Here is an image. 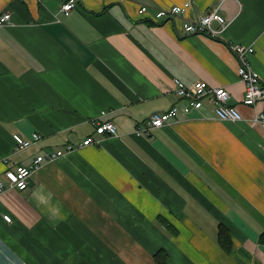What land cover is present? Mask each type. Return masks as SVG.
<instances>
[{"label": "crops", "instance_id": "obj_1", "mask_svg": "<svg viewBox=\"0 0 264 264\" xmlns=\"http://www.w3.org/2000/svg\"><path fill=\"white\" fill-rule=\"evenodd\" d=\"M64 1L0 0L12 13L0 23V176L41 150L96 142L0 193V264H264V103H242L230 46H256L264 83V0H78L68 12ZM187 2L179 19L138 11ZM216 8L228 19L219 37L182 29ZM175 79L226 87L245 119H219L206 99L136 135L178 100ZM106 119L119 135L98 131ZM34 132L40 142L18 150L14 135Z\"/></svg>", "mask_w": 264, "mask_h": 264}, {"label": "built area", "instance_id": "obj_2", "mask_svg": "<svg viewBox=\"0 0 264 264\" xmlns=\"http://www.w3.org/2000/svg\"><path fill=\"white\" fill-rule=\"evenodd\" d=\"M78 4V0H66L63 2L61 9L70 11ZM190 3L183 5H171L161 8L157 13L152 14L147 5H141L140 14H149L152 19L158 20L162 17L171 19H179L185 15ZM12 18L10 10H6L0 14V23H9ZM218 23V27L215 26ZM228 24V19L218 10L211 9L206 11L199 17L186 21L182 25V29L189 33H203L212 37H219ZM235 55L239 60L238 74L242 81L245 82L246 91L242 99V103L247 106H255L257 103H264V83L261 74L252 66L250 55L256 51V46L241 42H231ZM263 59H264V49ZM176 95L178 100L168 109L164 111L153 112L147 120L141 123L134 131L136 135H151L156 129L170 124L182 115H191L194 111L200 110L205 105L206 99L213 105L215 115L221 120L240 121L245 119L238 104L231 103V93L224 86H210L205 80H198L187 84L180 79H175ZM255 121L264 123V112L254 117ZM99 132L109 135H119L117 125L111 120L97 122ZM16 139V148L18 150L26 149L33 144H38L42 135L34 132L29 137L21 134L14 135ZM96 140L89 136L82 143L67 144L63 149L52 148L44 149L28 164L18 165L15 169H7L3 176H0V193L11 188L27 189L30 177L42 166L45 161L55 160L66 152H71L79 146L95 144ZM4 218L11 222L12 216L4 214Z\"/></svg>", "mask_w": 264, "mask_h": 264}, {"label": "trees", "instance_id": "obj_3", "mask_svg": "<svg viewBox=\"0 0 264 264\" xmlns=\"http://www.w3.org/2000/svg\"><path fill=\"white\" fill-rule=\"evenodd\" d=\"M259 241L264 244V230L261 232L259 236Z\"/></svg>", "mask_w": 264, "mask_h": 264}]
</instances>
